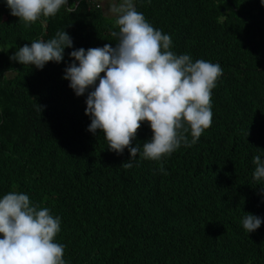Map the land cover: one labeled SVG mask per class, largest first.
Returning a JSON list of instances; mask_svg holds the SVG:
<instances>
[{"label": "trees", "instance_id": "1", "mask_svg": "<svg viewBox=\"0 0 264 264\" xmlns=\"http://www.w3.org/2000/svg\"><path fill=\"white\" fill-rule=\"evenodd\" d=\"M74 2L75 12L62 8L26 27L0 0V198L26 193L59 216L66 264H264V181L253 179L252 163L264 160V10L252 17L238 7L242 16L221 20L215 0H133L172 37V51L218 63L223 74L211 127L195 144L159 162L138 154L124 169L128 149L110 151L99 130H87V93L77 97L63 79L71 51L114 46L115 17L96 0ZM61 30L73 47L60 63L37 69L10 60ZM151 136L142 123L132 146ZM246 213L262 220L251 233Z\"/></svg>", "mask_w": 264, "mask_h": 264}, {"label": "clouds", "instance_id": "2", "mask_svg": "<svg viewBox=\"0 0 264 264\" xmlns=\"http://www.w3.org/2000/svg\"><path fill=\"white\" fill-rule=\"evenodd\" d=\"M5 2L10 14L26 27L41 17L55 16L62 8L68 13L78 8L77 2L69 4L68 0ZM111 11L115 15L114 46L71 51L72 63L65 68L63 79L77 97L87 93L85 115L91 119L87 130L93 134L99 130L110 151L122 154L127 148L130 159L122 167L130 169L138 154L159 162L182 144L190 147L199 140L211 127V94L223 69L203 59L194 62L189 54L177 55L171 50L172 37L154 28L133 0H122ZM72 47V38L61 30L51 39L19 47L9 58L42 69L48 62L63 61L64 49ZM144 122L150 127L151 139L142 147H133ZM252 163L253 179L264 181V160L256 155ZM158 170L167 175L162 163ZM261 223L260 217L250 213L242 220L247 233ZM60 231V217L53 216L48 207L34 205L26 193L13 190L0 198V264H66L65 245L56 242Z\"/></svg>", "mask_w": 264, "mask_h": 264}, {"label": "flooded vegetation", "instance_id": "3", "mask_svg": "<svg viewBox=\"0 0 264 264\" xmlns=\"http://www.w3.org/2000/svg\"><path fill=\"white\" fill-rule=\"evenodd\" d=\"M216 3L219 5V10L224 9V11H221L223 13V17L226 19H234L236 15H241V11L238 10L241 9L243 6L245 8H249V16L252 17H259L262 14V11L264 10V7H261L259 5V0H215ZM246 4H248L246 6ZM221 15H218V18L220 19ZM223 18V19H224ZM264 25V21H263Z\"/></svg>", "mask_w": 264, "mask_h": 264}, {"label": "rangeland", "instance_id": "4", "mask_svg": "<svg viewBox=\"0 0 264 264\" xmlns=\"http://www.w3.org/2000/svg\"><path fill=\"white\" fill-rule=\"evenodd\" d=\"M96 2L105 14L115 17L114 13L111 11L112 6L114 4L118 5L122 0H96Z\"/></svg>", "mask_w": 264, "mask_h": 264}, {"label": "water", "instance_id": "5", "mask_svg": "<svg viewBox=\"0 0 264 264\" xmlns=\"http://www.w3.org/2000/svg\"><path fill=\"white\" fill-rule=\"evenodd\" d=\"M221 11H224V9H221Z\"/></svg>", "mask_w": 264, "mask_h": 264}]
</instances>
